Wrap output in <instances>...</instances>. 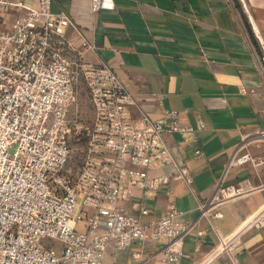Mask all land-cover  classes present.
<instances>
[{
    "label": "built area",
    "instance_id": "built-area-1",
    "mask_svg": "<svg viewBox=\"0 0 264 264\" xmlns=\"http://www.w3.org/2000/svg\"><path fill=\"white\" fill-rule=\"evenodd\" d=\"M90 6L93 14L111 11L114 1L90 0ZM94 50L66 12L52 10V0H38L37 8L25 0H0V264H110L112 254L147 241L165 243L158 260L134 253L133 261L183 264V237L191 224L178 222L182 213L172 203L152 218L144 200L157 203L163 189L175 198L172 185L183 184L200 221L211 220L210 209L254 191L221 180L209 199L200 200L162 137L194 136L203 124H182L180 113L170 111L156 120L143 114L145 127L138 129L128 85L109 65L92 66L83 58ZM82 90L90 108L84 129L76 126ZM239 93L248 94L242 86ZM74 129L84 137L75 154L69 147ZM261 142L264 119L262 127L241 136L229 166L264 164L250 154ZM263 220L264 207L243 230H258Z\"/></svg>",
    "mask_w": 264,
    "mask_h": 264
},
{
    "label": "crops",
    "instance_id": "crops-1",
    "mask_svg": "<svg viewBox=\"0 0 264 264\" xmlns=\"http://www.w3.org/2000/svg\"><path fill=\"white\" fill-rule=\"evenodd\" d=\"M25 1L38 6V0ZM113 1L114 10L95 14L90 0H52V10L66 12L94 45V52L83 54L87 63L109 65L128 85L134 100L130 114L138 129L145 127L143 114L156 120L170 111L180 113L182 124H203L194 136L162 137L177 163L188 170L200 200L209 199L221 180L224 186L254 190L246 199L210 209L211 220L197 221L196 200L183 184H174L175 198L163 189L157 203L144 200L151 217L159 218L172 203L182 213L178 222L191 224L183 237V264H264V220L258 230H243L264 207V164L229 166L241 136L262 127L264 119L263 73L248 42L247 15L229 0ZM247 3L252 8L262 2ZM241 86L247 95L239 93ZM250 154L264 160V143L250 148ZM133 192L141 194L137 188ZM237 235L231 247L210 259ZM164 244L134 243L112 254L109 263L130 264L134 253L156 261Z\"/></svg>",
    "mask_w": 264,
    "mask_h": 264
},
{
    "label": "rangeland",
    "instance_id": "rangeland-1",
    "mask_svg": "<svg viewBox=\"0 0 264 264\" xmlns=\"http://www.w3.org/2000/svg\"><path fill=\"white\" fill-rule=\"evenodd\" d=\"M233 7H236L238 4L240 8H242V11L247 15V18L249 20L250 24V33L247 32L248 42L250 46L253 48V51L255 53L257 63L260 66V70L263 73V80H264V0H255V2H262L260 5H256L255 3L250 8L249 3L247 1L249 0H229ZM239 13V12H238ZM256 22H259L258 30L256 31V27L254 24ZM252 36V37H251ZM81 112L79 113V120L76 123V126L78 128H87L89 126V115H90V108L87 105V99L86 94L84 90L81 92ZM77 132L75 129L72 131V134L70 136L69 140V147L73 151V154L79 153L80 149L82 148L84 144V137H82L80 134L83 132L81 131L78 133V135L75 134ZM142 224L145 223L144 220L141 222ZM133 260H131L130 264H133ZM137 262V261H136ZM135 262V263H136Z\"/></svg>",
    "mask_w": 264,
    "mask_h": 264
}]
</instances>
